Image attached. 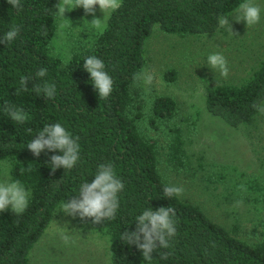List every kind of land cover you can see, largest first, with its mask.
<instances>
[{
    "label": "trees",
    "instance_id": "trees-1",
    "mask_svg": "<svg viewBox=\"0 0 264 264\" xmlns=\"http://www.w3.org/2000/svg\"><path fill=\"white\" fill-rule=\"evenodd\" d=\"M243 2L122 0L102 27H82L73 35L67 53L60 56L52 45L59 23L52 12L58 0H20V10L0 0V38L13 25L20 27L14 41L0 44V161L10 162L12 180L21 181L30 193L22 213L0 212V264H29V252L54 210L78 195L81 183L91 182L98 166L107 163L114 165L124 184L115 218L100 224L83 220L108 238L112 264H264V219L259 238L247 241L185 198L164 196L162 189L171 182L160 171L161 155L172 171L190 178L196 175L183 121L178 120L174 98L145 96L133 89V76L145 66L146 42L155 25L178 36L212 34L220 27L218 18L229 17ZM91 55L104 61L113 80L106 99L99 97L83 68L84 59ZM41 68L47 74L15 95L20 78L35 77ZM175 78L174 69L165 71L166 81ZM35 82L55 84L54 98L37 96L32 89ZM204 97L206 109L230 126L251 123L260 113L253 103L264 101V52L238 83L208 84ZM5 101L24 110L27 120L23 124L4 113ZM57 122L79 137L80 159L72 169L60 168L52 174L50 156L62 153L45 150L37 158L27 144L45 124ZM202 167L206 168H198ZM215 173L203 174L206 186L224 183L225 178ZM258 182L256 177L240 174L233 185L252 192L254 201L264 202L259 199L264 198V184ZM161 206L176 210V235L169 240V248H159L151 260H145L134 245L124 243L121 234L135 230V218L143 210ZM161 252L172 255L162 259Z\"/></svg>",
    "mask_w": 264,
    "mask_h": 264
},
{
    "label": "rangeland",
    "instance_id": "rangeland-1",
    "mask_svg": "<svg viewBox=\"0 0 264 264\" xmlns=\"http://www.w3.org/2000/svg\"><path fill=\"white\" fill-rule=\"evenodd\" d=\"M253 2L262 9L260 21L251 26L244 21L237 22L236 10L227 17L233 34L225 27H219L212 34L178 36L165 33L155 25L146 42L143 68L154 74L153 83L133 84V89L145 96L168 95L178 104V120L183 121L186 149L196 175L190 178L172 171L161 155L159 168L162 175L172 184L183 186L181 197L247 241H256L260 236L264 202L254 201L252 192L234 186L233 182L239 181V175L244 174L256 177L258 183L264 184V113L260 112L249 124L230 126L206 109L204 91L212 83H238L262 56L264 0ZM110 11L103 12L96 5L93 17L86 15L82 7L69 8L64 18L59 17L58 30L52 40L54 51L65 56L71 37L82 27H92L93 18L101 19L102 27ZM213 52L222 53L227 59V77L208 65L207 56ZM169 68L176 71V78L171 82L164 79ZM202 165L206 168H198ZM9 169V161H0V183L13 181ZM208 171L225 178L224 183L206 186L202 176ZM237 201L241 203L237 204ZM64 234L71 236L67 244L61 238ZM109 250V241L103 232L78 216L66 215L59 206L30 250L29 264H112Z\"/></svg>",
    "mask_w": 264,
    "mask_h": 264
},
{
    "label": "clouds",
    "instance_id": "clouds-1",
    "mask_svg": "<svg viewBox=\"0 0 264 264\" xmlns=\"http://www.w3.org/2000/svg\"><path fill=\"white\" fill-rule=\"evenodd\" d=\"M13 8L20 10L22 5L20 0H7ZM122 0H58L55 4L54 16L64 18L69 8L74 9L82 7L85 14L95 16V6L105 12L111 9L115 11L121 7ZM261 7L253 2V0H244L239 4L236 11L235 20L237 22L244 21L247 26L257 24L261 18ZM101 19L93 18L91 24L99 28ZM220 27H225L233 34V29L229 23V18L220 16L218 18ZM20 32L18 25H13L2 38L0 44H8L15 40ZM207 63L210 68L219 71L220 75L227 77L229 73L228 61L222 53L213 52L207 56ZM83 68L90 74V79L100 98L106 99L112 92L113 80L105 70L104 61L94 55L84 59ZM47 74L46 68L39 69L35 77L22 76L20 78V87L15 90V95L28 90V83L36 81L37 78H43ZM154 80V74L148 70H141L134 74V86H138L139 82L145 85H151ZM37 96H43L45 99L54 98L56 87L55 84L34 83L32 87ZM257 111L264 113V101L254 102L252 105ZM3 111L11 120L23 124L27 120V115L22 108L16 107L14 104L5 101ZM29 132L31 129L28 130ZM79 137H73L61 123L45 124L38 134L27 144V149L35 156L39 157L42 152L62 153L50 156V164L52 174L57 169H72L80 159ZM30 171V169H29ZM243 187V186H241ZM124 188L123 182L117 178L112 163L100 164L91 182L88 180L81 183L78 195L73 196L68 202L61 204V210L69 216H79L81 219L90 218L93 224H100L105 219L111 220L115 218V214L119 208L118 193ZM165 197H179L184 193L181 185L167 184L162 189ZM30 193L23 186L21 181L14 180L11 182L0 183V212L9 209L16 214L22 213L29 202ZM241 203L237 201V204ZM176 210L171 207H159L156 210L149 207L142 211L135 218V230H125L121 234L124 243L134 245L141 251L145 260H151L152 254L159 248L167 249L170 247L169 240L176 235ZM62 240L67 244L71 241L68 234L62 235ZM172 253L161 252L162 259H168Z\"/></svg>",
    "mask_w": 264,
    "mask_h": 264
}]
</instances>
